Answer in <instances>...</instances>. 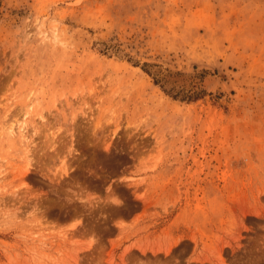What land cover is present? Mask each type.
Here are the masks:
<instances>
[{
	"label": "rangeland",
	"instance_id": "1",
	"mask_svg": "<svg viewBox=\"0 0 264 264\" xmlns=\"http://www.w3.org/2000/svg\"><path fill=\"white\" fill-rule=\"evenodd\" d=\"M0 264H264V0H0Z\"/></svg>",
	"mask_w": 264,
	"mask_h": 264
}]
</instances>
